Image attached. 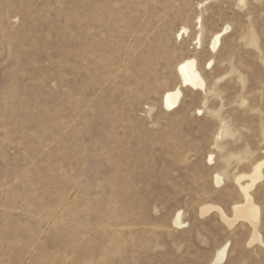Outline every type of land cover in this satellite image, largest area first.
Returning a JSON list of instances; mask_svg holds the SVG:
<instances>
[{"label": "rangeland", "instance_id": "obj_1", "mask_svg": "<svg viewBox=\"0 0 264 264\" xmlns=\"http://www.w3.org/2000/svg\"><path fill=\"white\" fill-rule=\"evenodd\" d=\"M263 151L264 0H0V264H264L199 213L230 216Z\"/></svg>", "mask_w": 264, "mask_h": 264}, {"label": "bare ground", "instance_id": "obj_2", "mask_svg": "<svg viewBox=\"0 0 264 264\" xmlns=\"http://www.w3.org/2000/svg\"><path fill=\"white\" fill-rule=\"evenodd\" d=\"M227 29L228 27L226 26L213 34L210 42V48L212 50L218 48L220 45V38L223 32ZM182 30L183 32L187 31L185 27H183ZM179 35L180 33L177 34V36ZM176 70L182 86H189L195 90H204L205 80L201 71L197 67V62L194 57H187L181 60L177 64ZM180 95V86H175L173 89L167 90L163 95L164 107L168 110L174 109L179 102ZM210 158L212 160L211 155L208 157L209 161H211ZM263 167L264 156L263 160L254 164L249 172L239 173L234 176V182L241 193L242 200L233 204L230 216H228L218 205L210 203L202 204L199 213L202 216L215 209L220 219L229 227H232L238 221L246 222L250 226V236L247 245L257 243L264 248V241L258 230L260 224V210L252 196V190L264 178ZM213 179L215 184H220L223 181V177L220 173H215ZM173 223L177 227L184 226L185 222L182 220V214L180 211H177L176 214H174ZM226 252L227 244H224L216 250L214 262L222 263L226 257Z\"/></svg>", "mask_w": 264, "mask_h": 264}, {"label": "snow or ice", "instance_id": "obj_3", "mask_svg": "<svg viewBox=\"0 0 264 264\" xmlns=\"http://www.w3.org/2000/svg\"><path fill=\"white\" fill-rule=\"evenodd\" d=\"M241 4H243V0H241ZM219 138H220V137L218 136L217 139H219ZM210 160H211V158H210Z\"/></svg>", "mask_w": 264, "mask_h": 264}]
</instances>
